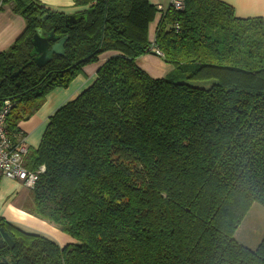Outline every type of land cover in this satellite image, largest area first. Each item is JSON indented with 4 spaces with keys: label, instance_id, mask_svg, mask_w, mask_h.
<instances>
[{
    "label": "trees",
    "instance_id": "16d2710c",
    "mask_svg": "<svg viewBox=\"0 0 264 264\" xmlns=\"http://www.w3.org/2000/svg\"><path fill=\"white\" fill-rule=\"evenodd\" d=\"M73 2L82 20L70 25L37 0H3L27 23L0 54V106L13 102L16 139L48 93L116 55L25 160L44 171L23 210L76 243L61 247L0 217V264H264V238L254 251L234 238L253 205L264 208L263 19L239 18L221 0H183L184 10L161 12L150 41L159 9L148 0ZM37 30L68 37L66 56L38 66ZM152 46L178 80L214 83L151 77L136 60Z\"/></svg>",
    "mask_w": 264,
    "mask_h": 264
},
{
    "label": "crops",
    "instance_id": "0c3cea01",
    "mask_svg": "<svg viewBox=\"0 0 264 264\" xmlns=\"http://www.w3.org/2000/svg\"><path fill=\"white\" fill-rule=\"evenodd\" d=\"M42 5L54 11L63 12L66 15H77L82 11L74 7L73 0H37ZM150 5L165 9L170 6L171 0H148ZM232 6L239 18H262L264 21V0H221ZM159 15L155 17L149 27V40L154 41L159 23ZM27 28L24 17L15 13L10 5H4L0 0V54L9 51L23 36ZM116 53L108 52L101 55L98 63L86 65L82 74L78 75L65 88L59 87L52 90L46 96L45 103L38 112L29 120L19 124L22 140L29 150V154L39 148L43 135L47 129L50 118L65 104L76 99L85 89L95 81L98 69ZM137 65L151 77L160 79L172 73V66L166 64L163 59L154 54L144 55L136 60ZM28 154V155H29ZM28 157V156H27ZM29 190L20 181L0 178V217L28 234L44 236L57 245L64 247L73 244L74 240L39 218H36L23 210L22 204L28 197ZM28 192V193H27Z\"/></svg>",
    "mask_w": 264,
    "mask_h": 264
},
{
    "label": "built area",
    "instance_id": "2783aa9c",
    "mask_svg": "<svg viewBox=\"0 0 264 264\" xmlns=\"http://www.w3.org/2000/svg\"><path fill=\"white\" fill-rule=\"evenodd\" d=\"M171 6L179 11L184 10L183 0H171ZM159 18L161 12L165 10L159 6ZM153 54L158 58H163L164 54L155 46L151 48ZM13 102L5 99L0 106V178L4 177L13 181H20L28 189H33L38 180L39 172H33L25 166V160L29 150L22 140L16 139L8 127V118L12 112Z\"/></svg>",
    "mask_w": 264,
    "mask_h": 264
},
{
    "label": "water",
    "instance_id": "95a60500",
    "mask_svg": "<svg viewBox=\"0 0 264 264\" xmlns=\"http://www.w3.org/2000/svg\"><path fill=\"white\" fill-rule=\"evenodd\" d=\"M82 18L77 15H70L66 19L67 24L73 25L81 21ZM68 41V37L59 38L56 37L55 33H46L41 30H37L36 34L32 39L33 51L30 54L33 58V61L40 67H44L50 63L55 55L65 57V44ZM26 67V66H25ZM20 68L12 77H17L24 72V69ZM11 70H13L11 68ZM2 80H0L1 82ZM4 240L10 245L13 246L14 242L12 238L3 231Z\"/></svg>",
    "mask_w": 264,
    "mask_h": 264
},
{
    "label": "rangeland",
    "instance_id": "374dc122",
    "mask_svg": "<svg viewBox=\"0 0 264 264\" xmlns=\"http://www.w3.org/2000/svg\"><path fill=\"white\" fill-rule=\"evenodd\" d=\"M171 72L175 73L174 67H172ZM163 78H166L167 80H171L174 82H177V81L178 82H185V83L191 84L193 86H198V87H203V88L209 87L211 84L214 83L213 80L206 81V82H191L190 80H186V79H183V80L179 79L178 80L177 78H175V75H172V73L167 74ZM46 96H45L44 103L46 101ZM28 195H29V193H28ZM23 203H25V202H23ZM234 238L237 242H239L242 246H244L246 248H249L253 251L257 249L260 242L264 238V208L261 205H259L257 203L253 205L250 212L247 214L244 222L242 223V225L240 226V228L236 232ZM74 243H76V242L74 241Z\"/></svg>",
    "mask_w": 264,
    "mask_h": 264
},
{
    "label": "bare ground",
    "instance_id": "6f19581e",
    "mask_svg": "<svg viewBox=\"0 0 264 264\" xmlns=\"http://www.w3.org/2000/svg\"><path fill=\"white\" fill-rule=\"evenodd\" d=\"M169 9V8H168ZM163 13H164V11H163ZM153 47V46H152Z\"/></svg>",
    "mask_w": 264,
    "mask_h": 264
}]
</instances>
